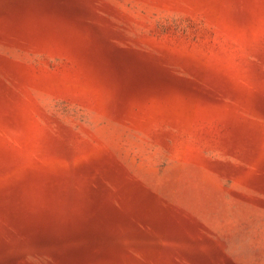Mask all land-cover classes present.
Returning a JSON list of instances; mask_svg holds the SVG:
<instances>
[{
	"label": "rangeland",
	"instance_id": "374dc122",
	"mask_svg": "<svg viewBox=\"0 0 264 264\" xmlns=\"http://www.w3.org/2000/svg\"><path fill=\"white\" fill-rule=\"evenodd\" d=\"M0 264H264V0H0Z\"/></svg>",
	"mask_w": 264,
	"mask_h": 264
}]
</instances>
